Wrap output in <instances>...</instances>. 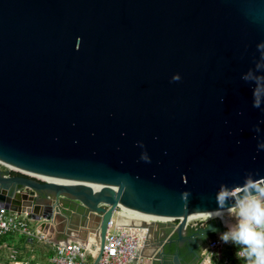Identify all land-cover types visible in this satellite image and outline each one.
<instances>
[{
  "label": "water",
  "instance_id": "1",
  "mask_svg": "<svg viewBox=\"0 0 264 264\" xmlns=\"http://www.w3.org/2000/svg\"><path fill=\"white\" fill-rule=\"evenodd\" d=\"M260 44L264 0H0V163L21 172L0 168V212L41 232L95 218L92 264L117 207L181 219L158 224L181 241L218 235L188 217L264 180Z\"/></svg>",
  "mask_w": 264,
  "mask_h": 264
},
{
  "label": "built area",
  "instance_id": "2",
  "mask_svg": "<svg viewBox=\"0 0 264 264\" xmlns=\"http://www.w3.org/2000/svg\"><path fill=\"white\" fill-rule=\"evenodd\" d=\"M0 166L9 170L11 174L21 173L20 171H17V169L7 167L4 164L0 163ZM33 178L42 182H51L49 180H44L42 177L33 176ZM58 183L68 184L66 182ZM23 191H26V189ZM231 216L232 218H230ZM165 218L166 219H161L157 216L142 214L126 210L122 207H117L109 222L102 255L98 264H152L144 250L145 242L151 235L148 234V228L146 226L143 227L142 225H177L181 220L172 217ZM214 219L220 220L221 226L223 227L222 231L209 240L198 264H212L216 256H219V260L224 264H229V257L224 258L222 256L224 250H228V248L233 254L240 251L245 253V255L240 257H237L234 254L237 258L243 259L248 257L250 255V250L246 245L234 242L231 238L227 242L221 240V235L223 233H230L237 229L242 219L239 216V204L235 208L225 211L220 215L210 214L209 216L190 220L189 224L203 227ZM29 221L30 220L25 214L4 212L2 210L0 212V236L13 234L24 236L27 240H31L32 242L37 240L38 242L44 243L51 248L53 252L50 264H92V260L95 259L99 253V243L96 251H93L95 241L99 238L96 233H94L93 239H90L87 242L75 240L73 238L55 241L48 231L41 232L39 225L31 228ZM257 231L264 232V226L258 227ZM2 248L10 249L11 254L8 259L14 264H19L16 256L19 252L17 249L8 247L7 245L0 247V249Z\"/></svg>",
  "mask_w": 264,
  "mask_h": 264
},
{
  "label": "clouds",
  "instance_id": "3",
  "mask_svg": "<svg viewBox=\"0 0 264 264\" xmlns=\"http://www.w3.org/2000/svg\"><path fill=\"white\" fill-rule=\"evenodd\" d=\"M264 48V44L258 45ZM246 78V77H245ZM178 73L173 74L172 80H179ZM257 96L264 98V92L253 89V107L260 106ZM143 147L142 143L140 145ZM264 148V144L259 145ZM141 159L149 161L146 153H142ZM238 192H244V196L239 201V216L242 218L237 229L221 235V240L227 242L230 238L234 242L246 245L250 253L256 257L255 264H264V232L257 231V228L264 226V180L249 181L246 185L240 186ZM226 193H220V199L225 198ZM237 257L245 255L243 251L234 253Z\"/></svg>",
  "mask_w": 264,
  "mask_h": 264
},
{
  "label": "flooded vegetation",
  "instance_id": "4",
  "mask_svg": "<svg viewBox=\"0 0 264 264\" xmlns=\"http://www.w3.org/2000/svg\"><path fill=\"white\" fill-rule=\"evenodd\" d=\"M71 211L77 212L73 206H66V212L71 213ZM163 227L159 233H155V236H150L147 240V245L155 248L159 246L160 242H164L154 255H150L154 248L150 249L151 252L149 248L145 252L152 264H176L175 256L180 259L181 264H195L196 262L198 264L209 240L213 237L211 234L205 233L192 239L187 237L181 241L171 233V230L168 231V226Z\"/></svg>",
  "mask_w": 264,
  "mask_h": 264
},
{
  "label": "rangeland",
  "instance_id": "5",
  "mask_svg": "<svg viewBox=\"0 0 264 264\" xmlns=\"http://www.w3.org/2000/svg\"><path fill=\"white\" fill-rule=\"evenodd\" d=\"M0 168L3 170L4 168L3 167H1L0 166ZM5 170V169H4ZM14 173H16V172H14ZM18 174V173H17ZM230 218H232V216L230 217ZM67 220V221H66ZM58 222L60 223V231H58L59 232V234H57V236L59 237V238H66V239H68V238H70L72 235H76V236H78V235H80V233L78 232V230H79V227H80V224H81V222H86V220H84L83 218H75V217H73L72 219H63V218H60V219H58ZM95 222V225L97 226V220H95L94 221ZM180 222V221H179ZM90 223H91V221H90ZM93 223V222H92ZM178 223V222H177ZM68 224L70 225V226H68ZM29 225H30V227L31 228H34L35 226H36V223L35 222H31V221H29ZM143 227H144V225H142ZM67 227V228H66ZM68 227L71 229V232H69L68 233ZM78 229V230H77ZM50 235H52V237L54 236V234H52L51 232H48ZM84 232H82V234H83ZM172 234H173V232H171ZM68 235V236H67ZM35 243V244H34ZM98 243H99V238H97L96 239V241H95V246L93 247V251L95 252L96 251V249H97V245H98ZM15 249V248H14ZM225 252H223L222 253V256L225 258V257H229V260H231L230 261V263L229 264H255V261H256V257H255V254L253 253L252 255H250V259H248V260H238V259H235V258H237V257H235L234 256V254H233V252L228 248V250H224ZM44 252L46 253V254H44ZM13 253V252H12ZM20 253H22V252H18L17 253V257L19 256V255H21ZM33 253H34V255H35V259H34V261L36 262H38L37 264H47V263H45L46 261H47V257H52L51 255H53V254H51V248H49L48 246H46L44 243H41V242H38L37 240H34L33 241V244H31L30 246H29V251H28V257H30V254L31 255H33ZM10 254H11V252H10V249H5V252H3V253H1L0 254V264H1V261H5V259H7L9 256H10ZM43 254V255H42ZM225 254V255H224ZM47 257H46V256ZM7 260H9V259H7ZM94 260V259H93ZM93 260H92V262H93ZM48 262V261H47ZM9 263H10V260H9ZM8 263V264H9ZM2 264H4V263H2ZM49 264V263H48ZM212 264H224L221 260H219V256H216L215 258H214V261L212 262Z\"/></svg>",
  "mask_w": 264,
  "mask_h": 264
},
{
  "label": "crops",
  "instance_id": "6",
  "mask_svg": "<svg viewBox=\"0 0 264 264\" xmlns=\"http://www.w3.org/2000/svg\"><path fill=\"white\" fill-rule=\"evenodd\" d=\"M66 206H68L67 205V203H62V208L64 209V210H66ZM75 213V211H71V213H68V217H71L73 214ZM58 219H60V218H57L56 219V221L54 220V222H52L51 223V225H49V228H48V232L50 231V230H55V234H54V236L56 237V238H58V239H61V238H59L58 236H57V234H59V232L58 231H60V223L58 222ZM96 219L94 218V219H92V220H90L91 221V223H89L88 225H85V226H81L80 225V227H79V230H78V232L80 233V235H78V236H76V235H72L70 238H73V239H75V240H81V241H84V242H87L88 240H92L93 239V237H94V233H93V230L96 228V225H95V221ZM67 221V220H66ZM93 222V223H92ZM68 226H70L69 224H68ZM67 228V227H66ZM162 228H164L163 226H155L154 227V230H153V233L151 234V236H155V233H159L161 230H162ZM68 229L71 231V229L68 227ZM167 229H168V231L169 230H171L170 229V227H167ZM219 231V230H218ZM218 231H215L214 233H217ZM82 232H84L83 234H82ZM171 232H172V230H171ZM160 235H162V234H160ZM24 237H21V236H17V238H15V241L14 240H11V242L10 241H8V242H10V246L13 248V247H16L15 246V244L14 243H16L17 244V246L18 247H20V248H22V251L21 250H19V252H22V253H20L21 255H19L18 257H17V261L19 262V264H37L38 262L36 261H34V259H35V255H34V253H33V255H31L30 254V257H28L29 255H28V251H29V246L31 245V244H33V242L31 241V240H28L27 242H26V240H27V238H24V240H25V242L24 243H22V244H20V241L23 239ZM8 242L7 243H5V244H3L2 246H4V245H8ZM35 244V243H34ZM150 247V246H149ZM150 249H152V248H149V251L151 252V250ZM157 249V248H156ZM3 252H5V249H1L0 250V254L1 253H3ZM44 254H46L45 252H44ZM51 254H53L52 253V250H51ZM43 255V254H42ZM46 256V255H45ZM51 256H53V255H51ZM20 257H22L21 259H20ZM47 257V256H46ZM51 258L52 257H47V261L45 262V263H49L50 264V261H51ZM8 259V258H7ZM7 259H5V261L3 262H1V264L2 263H4V264H8L9 263V260H7ZM22 262V263H21ZM9 264H14L13 262H10ZM178 264H181V262H180V259H178Z\"/></svg>",
  "mask_w": 264,
  "mask_h": 264
},
{
  "label": "trees",
  "instance_id": "7",
  "mask_svg": "<svg viewBox=\"0 0 264 264\" xmlns=\"http://www.w3.org/2000/svg\"><path fill=\"white\" fill-rule=\"evenodd\" d=\"M212 236H214L215 234L214 233H212L211 234ZM17 236L18 235H13V234H6V235H2V236H0V247L3 245V244H5V243H7L8 241H10L11 242V240H14L15 241V238H17ZM21 237H24V236H21ZM25 238V237H24ZM24 238L20 241V244H22V243H24L25 242V240H24ZM28 240H26V242H27ZM10 242H8V247H11L10 246ZM15 244V246L16 247H13V248H15V249H17L18 251L19 250H21L22 251V248H20V247H18L17 246V244L16 243H14ZM3 249V248H2ZM1 250V249H0ZM225 252V251H224ZM53 253V252H52ZM253 253H250V255H252ZM225 255V254H224ZM250 255L248 256V257H246V258H235V259H238V260H248V259H250ZM235 256V255H234ZM22 257H20V259H21ZM231 261V260H230ZM2 262V261H1Z\"/></svg>",
  "mask_w": 264,
  "mask_h": 264
},
{
  "label": "bare ground",
  "instance_id": "8",
  "mask_svg": "<svg viewBox=\"0 0 264 264\" xmlns=\"http://www.w3.org/2000/svg\"><path fill=\"white\" fill-rule=\"evenodd\" d=\"M8 167H12V166H9L8 165ZM12 168H15V167H12ZM15 169H17V168H15ZM35 176H37V177H42V176H38V175H35ZM42 178H44V180H49V181H51L52 183H56V184H59L58 182H63V181H58V180H54V179H50V178H45V177H42ZM223 212H216V213H212V214H217V215H220V214H222ZM210 214H205V215H197V216H189L188 217V222H190V220H195V219H198V218H201V217H205V216H209ZM159 218H161V219H166L165 217H159ZM233 226V225H232Z\"/></svg>",
  "mask_w": 264,
  "mask_h": 264
}]
</instances>
